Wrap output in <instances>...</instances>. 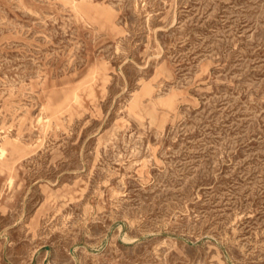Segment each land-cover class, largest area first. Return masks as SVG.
I'll list each match as a JSON object with an SVG mask.
<instances>
[{"label":"rangeland","instance_id":"obj_1","mask_svg":"<svg viewBox=\"0 0 264 264\" xmlns=\"http://www.w3.org/2000/svg\"><path fill=\"white\" fill-rule=\"evenodd\" d=\"M0 264H264V0H0Z\"/></svg>","mask_w":264,"mask_h":264}]
</instances>
